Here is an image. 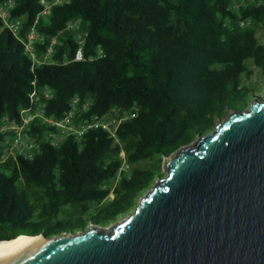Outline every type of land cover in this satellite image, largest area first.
I'll list each match as a JSON object with an SVG mask.
<instances>
[{"label": "trees", "instance_id": "16d2710c", "mask_svg": "<svg viewBox=\"0 0 264 264\" xmlns=\"http://www.w3.org/2000/svg\"><path fill=\"white\" fill-rule=\"evenodd\" d=\"M234 1L67 0L40 17V0H16L10 13L24 18L23 38L39 18L38 56L52 38L59 43L54 63L35 65L0 19V123L19 120L34 80L54 91L50 117L62 118L75 98L81 104L91 101L85 117L113 110H133L135 116L115 137L98 129L60 146L43 140L46 126L33 124L28 134L38 139L39 152L32 159L11 156L0 165V241L113 224L163 176L164 158L209 134L231 110L248 107L255 89L243 78L251 80L256 70L264 76V44L256 33L264 27V0H247L237 8ZM76 22L86 32L81 62L74 61L81 30L68 29ZM122 150L130 165L154 162L131 175L123 172L112 190L106 184L120 172ZM38 189L44 201L38 200ZM111 193L114 198L103 205ZM93 203L99 214L86 220Z\"/></svg>", "mask_w": 264, "mask_h": 264}, {"label": "water", "instance_id": "95a60500", "mask_svg": "<svg viewBox=\"0 0 264 264\" xmlns=\"http://www.w3.org/2000/svg\"><path fill=\"white\" fill-rule=\"evenodd\" d=\"M163 167L111 227L27 236L4 264H264V96Z\"/></svg>", "mask_w": 264, "mask_h": 264}, {"label": "built area", "instance_id": "2783aa9c", "mask_svg": "<svg viewBox=\"0 0 264 264\" xmlns=\"http://www.w3.org/2000/svg\"><path fill=\"white\" fill-rule=\"evenodd\" d=\"M67 0H40L43 6L40 17H48L52 13L53 6L61 5ZM243 0L241 5L245 4ZM16 6V0H0V19L4 23V28L9 30L24 46L28 56L33 60L35 65L52 64L51 59L56 52L58 39L52 38L46 53L39 57L36 51L37 43L40 37L35 26L23 38L21 32L23 29L24 18H13L10 11ZM240 6V5H239ZM238 6V7H239ZM237 8V7H235ZM246 27V23H241ZM74 24H70L68 29H74ZM86 32L83 31L80 35L75 37L77 42V50L74 56V61H84V45H85ZM32 90L29 94V103L27 106L19 108V120L4 118L0 123V135H2V159L5 160L11 156L21 155L27 159H32L34 154L39 152L40 143L37 138L30 136L29 130L33 124L46 126L49 131L47 132L49 141L54 146L62 145L69 137H74L79 140L91 131L102 129L110 133L113 137L119 126L131 120L135 114L131 111L113 110L111 113L99 116L91 115L85 117L90 108V100L81 104L80 100L75 98L71 104L70 109L65 115L56 119L47 115V107L49 102L54 96V91L48 87H39L34 80L31 82ZM116 114L115 117L111 115ZM47 136V135H46ZM130 165L126 162L123 163L120 171L124 168H129Z\"/></svg>", "mask_w": 264, "mask_h": 264}, {"label": "rangeland", "instance_id": "374dc122", "mask_svg": "<svg viewBox=\"0 0 264 264\" xmlns=\"http://www.w3.org/2000/svg\"><path fill=\"white\" fill-rule=\"evenodd\" d=\"M247 1V0H246ZM245 1V2H246ZM243 2V0H240V1H234V7H238L239 5H241ZM74 27H77L78 29H80L81 31L80 32H77L75 37L80 35L81 33H83V30L82 28L80 27V24L78 22L74 23ZM256 33H257V37H258V40L261 44H264V27L263 26H259L256 28ZM248 66L250 68H253V63L252 61H249L248 62ZM243 84L244 85H247L248 87H252L255 89V95L256 97H260V96H264V76L261 74V71L259 70H256L255 72V76L252 77L251 80H247L245 78H243ZM112 117H115L116 114L114 113L113 115H111ZM47 136H45L43 138L44 141H49V138H48V134H46ZM121 159H122V163L127 162V158H126V152L124 150L121 151V153L118 155ZM13 157V156H12ZM171 157H168V158H164L163 160V165L165 162H167ZM10 159L7 158L5 160H1L0 162V165H2L3 163H5L6 161H8ZM154 161L153 160H146V161H142V162H139L137 164H132L130 165L129 168H124V170L120 171L118 173V175L116 176L115 179H113L112 181L108 182L106 184V187H110L112 190H114V188L118 185L119 181H120V178H121V174L124 172L126 173L127 175H131V173L136 170V169H146V168H149L151 166V164L153 163ZM123 165V164H122ZM166 176V171L165 169H163V176L162 177H165ZM36 195L38 196V200L41 202V201H44L45 198H44V192L41 191V190H36ZM114 198V194L111 193L109 199L105 200L103 202V205H106L110 200H112ZM98 204L97 203H93V204H90V208H91V211L88 213V214H85L84 215V219L88 220L92 215H96V214H99V211L96 210L98 208ZM136 206H134L132 212L134 211ZM71 210V209H69ZM128 214H126L124 217H126ZM91 224V223H90ZM113 225V224H111ZM111 225L107 226V228L111 227ZM105 227V226H103ZM80 232V231H79Z\"/></svg>", "mask_w": 264, "mask_h": 264}, {"label": "bare ground", "instance_id": "6f19581e", "mask_svg": "<svg viewBox=\"0 0 264 264\" xmlns=\"http://www.w3.org/2000/svg\"><path fill=\"white\" fill-rule=\"evenodd\" d=\"M27 236H20L15 240L11 241H0V264H4L7 262V250L10 249L12 246L18 244Z\"/></svg>", "mask_w": 264, "mask_h": 264}]
</instances>
